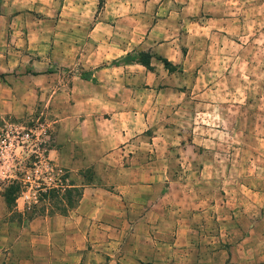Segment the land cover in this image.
<instances>
[{
	"label": "crops",
	"instance_id": "1",
	"mask_svg": "<svg viewBox=\"0 0 264 264\" xmlns=\"http://www.w3.org/2000/svg\"><path fill=\"white\" fill-rule=\"evenodd\" d=\"M0 9V74L23 69L20 81L31 92L45 98L52 91L59 116L53 155L67 169L69 188L81 190L72 214L30 221L43 224L32 233L49 255L57 228L85 242L95 224L122 210L135 222L139 208L162 206L171 192L190 189V176L207 173L186 165L183 154L203 152L212 110L218 118L226 107L245 110L211 80L228 77L225 60H243V42L264 38V0H1ZM253 40L248 48L260 45ZM226 44L237 53L225 56ZM141 251L129 245L130 254ZM104 264L114 263L105 257Z\"/></svg>",
	"mask_w": 264,
	"mask_h": 264
},
{
	"label": "rangeland",
	"instance_id": "2",
	"mask_svg": "<svg viewBox=\"0 0 264 264\" xmlns=\"http://www.w3.org/2000/svg\"><path fill=\"white\" fill-rule=\"evenodd\" d=\"M253 39L260 45L248 48ZM263 40L252 35L247 43L241 41L243 60H225L220 65L228 77L211 80L227 97L241 98L245 110L239 114L226 107L220 118L212 110L203 152L183 154L186 165L205 167L207 173L190 176V189L171 192L175 197L162 206L139 208L135 222L128 223L122 210L110 222L95 224L85 242L65 237L53 223L57 229L50 255L38 249L46 241L32 233L35 226L41 232L43 224L30 226V221L72 214L81 190L69 188L67 169L53 155L59 116L51 105L52 91L45 98L31 92L29 82L20 81L23 69L10 74L18 83L0 74V104L12 108L0 110V196L5 203L0 207L5 216L0 218V264H104L105 257L114 264H264ZM232 47L226 44L225 56L237 53ZM33 82L40 90L42 81ZM30 187L36 192L25 204L20 197ZM141 233L147 238L133 237ZM129 245L143 251L130 254ZM73 248L80 249L75 253ZM81 252L85 255L79 260Z\"/></svg>",
	"mask_w": 264,
	"mask_h": 264
},
{
	"label": "built area",
	"instance_id": "3",
	"mask_svg": "<svg viewBox=\"0 0 264 264\" xmlns=\"http://www.w3.org/2000/svg\"><path fill=\"white\" fill-rule=\"evenodd\" d=\"M29 137V135L27 134V133H25L24 134V138H28ZM36 184V183H35ZM32 192H36V190L35 189H33L32 187H30V190L29 191H27V192H23L22 193V197H20L22 200H23V202L25 203V204H30L31 203V201H32V196H33V194L34 193H32Z\"/></svg>",
	"mask_w": 264,
	"mask_h": 264
},
{
	"label": "trees",
	"instance_id": "4",
	"mask_svg": "<svg viewBox=\"0 0 264 264\" xmlns=\"http://www.w3.org/2000/svg\"><path fill=\"white\" fill-rule=\"evenodd\" d=\"M148 58H149L148 55H143L142 56V60H141L142 64L147 66V67H148ZM162 63L164 64V66L167 69H169V70H173L174 69L173 67H171V65L165 59H162Z\"/></svg>",
	"mask_w": 264,
	"mask_h": 264
}]
</instances>
